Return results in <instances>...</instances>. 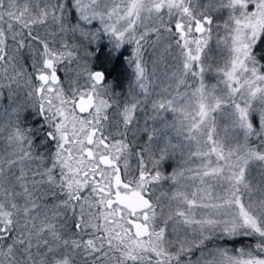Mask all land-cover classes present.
Returning <instances> with one entry per match:
<instances>
[{
	"label": "snow or ice",
	"instance_id": "6c2138e0",
	"mask_svg": "<svg viewBox=\"0 0 264 264\" xmlns=\"http://www.w3.org/2000/svg\"><path fill=\"white\" fill-rule=\"evenodd\" d=\"M0 264H264V0H0Z\"/></svg>",
	"mask_w": 264,
	"mask_h": 264
}]
</instances>
